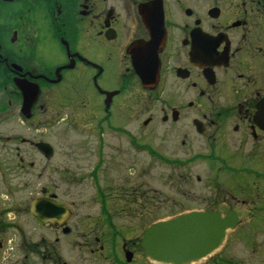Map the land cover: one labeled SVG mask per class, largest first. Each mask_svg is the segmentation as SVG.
<instances>
[{
    "label": "flooded vegetation",
    "instance_id": "obj_1",
    "mask_svg": "<svg viewBox=\"0 0 264 264\" xmlns=\"http://www.w3.org/2000/svg\"><path fill=\"white\" fill-rule=\"evenodd\" d=\"M58 104L90 136L86 154L65 153L75 164L45 138L66 119ZM141 151L185 170L171 217H155ZM41 200L66 210L39 221ZM192 213L229 228L184 264H264V0H0V258L173 264L145 233Z\"/></svg>",
    "mask_w": 264,
    "mask_h": 264
},
{
    "label": "water",
    "instance_id": "obj_2",
    "mask_svg": "<svg viewBox=\"0 0 264 264\" xmlns=\"http://www.w3.org/2000/svg\"><path fill=\"white\" fill-rule=\"evenodd\" d=\"M39 147L47 157L52 156L49 144L42 143ZM42 208L47 214L48 211L53 212L55 208L62 212L66 210L63 204L48 200L37 201L33 206V212L39 221L43 220V216L38 214ZM228 228L229 225L224 223V220L212 214H181L152 225L145 233L143 245L145 250L149 251L150 244L155 239L157 244L153 255L155 260L162 263L184 264L202 258L221 245Z\"/></svg>",
    "mask_w": 264,
    "mask_h": 264
},
{
    "label": "rangeland",
    "instance_id": "obj_3",
    "mask_svg": "<svg viewBox=\"0 0 264 264\" xmlns=\"http://www.w3.org/2000/svg\"><path fill=\"white\" fill-rule=\"evenodd\" d=\"M60 107L61 112L60 116L61 118H66L65 120L60 121L59 124L55 126V128L51 127L46 133L45 138L47 140H55L54 138H59L57 143V146H60V150L56 151V158L54 161H57V159L60 161V163L63 165L65 162L69 163V161H74L73 159H76L74 157H66L65 153L69 149H74L76 153L79 155H84L87 153L86 149V142L87 139L90 138V136L86 133L82 134L79 133L77 129H75V126L69 125V121H73V117L68 116V108L64 104H58ZM79 121V120H78ZM74 122V121H73ZM81 123H78L77 127L78 129L83 126L84 120L82 119L80 121ZM80 124V125H79ZM74 140H80L77 142H73ZM81 143V148L78 149L76 144ZM97 143V140L93 138V144ZM90 152L93 153L90 146L88 147ZM140 166H141V178L140 182L142 187L145 188H152L157 189L156 198H155V205H157V208L155 210V217L156 218H166L171 217L173 214L180 212L177 207L178 205H175V201H179L181 199V188H182V174L184 173V169L182 170V167H180L179 164L176 162L169 163L160 161L159 159H154L152 161L151 158L146 155L144 151L140 152ZM94 158V157H93ZM80 165L83 167L85 166V157L81 158ZM74 161L72 163L75 164ZM54 163V162H53ZM71 163V162H70ZM92 162H89V165H91ZM90 167V166H89ZM200 166H193V170H190V173L192 174L194 171L200 169ZM91 170V168H88V170ZM87 171V170H86ZM125 174H127V168H125ZM194 175V174H193ZM86 185H89V182L84 183ZM83 184V185H84ZM197 185V184H195ZM66 185H64V188H62L61 197L65 196L64 189ZM78 195L83 196L85 199L88 198V194L86 192H79ZM65 198V197H64ZM68 198V197H66ZM86 206H89L88 211L95 214L98 210L94 208H91L90 204H87ZM138 210H126L123 217H125V224L126 228L136 229L138 227L139 221L132 219L134 217L133 212ZM149 210H145V212H148ZM148 216V214H147ZM0 264H7V259L5 257L0 258Z\"/></svg>",
    "mask_w": 264,
    "mask_h": 264
}]
</instances>
